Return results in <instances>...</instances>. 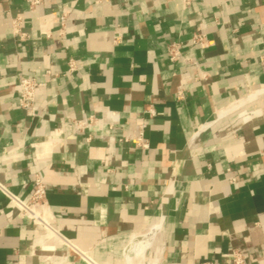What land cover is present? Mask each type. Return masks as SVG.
Segmentation results:
<instances>
[{
	"label": "crops",
	"instance_id": "crops-1",
	"mask_svg": "<svg viewBox=\"0 0 264 264\" xmlns=\"http://www.w3.org/2000/svg\"><path fill=\"white\" fill-rule=\"evenodd\" d=\"M34 174L45 222L0 188V264H264V0H0V186Z\"/></svg>",
	"mask_w": 264,
	"mask_h": 264
},
{
	"label": "built area",
	"instance_id": "built-area-1",
	"mask_svg": "<svg viewBox=\"0 0 264 264\" xmlns=\"http://www.w3.org/2000/svg\"><path fill=\"white\" fill-rule=\"evenodd\" d=\"M31 7L39 4L41 0H27ZM186 1V0H185ZM65 16L61 15L59 17V22L61 25L64 24ZM10 26L14 36L18 37V39H24L27 37V33L22 29V16L20 14L12 16L10 18ZM192 41L201 47H204L205 43V33L202 30H195L192 35ZM169 55L171 59H175L179 56L178 44L173 43L169 46ZM76 69V63L73 59L68 60V70L73 71ZM50 74L49 70L44 72V76ZM41 84L35 78H28L22 77L19 82V90L17 95L18 105L22 109L29 110L32 112L34 107L35 99H36V88ZM178 97H181V90L178 91ZM149 115H153L154 111L150 108L147 110ZM72 124L77 131H81L83 129H88L92 124H95L96 118L89 114L84 118H71ZM145 123H142L139 126L140 132L137 136L138 144L141 146L146 147L147 142L143 139L141 129L144 127ZM31 183V193L30 197L27 201L21 200L15 194L5 190L2 186L0 188L2 191L10 198V200L15 203L18 208L21 216L27 218H33L39 223L45 222V217L43 213V209L41 212H37L33 209V206H40L42 207L45 203V195H46V188L45 185L38 174H34L33 177L30 179ZM195 264H217L213 261H202L197 262ZM226 264H247L244 256L237 250H235L232 254L231 261Z\"/></svg>",
	"mask_w": 264,
	"mask_h": 264
},
{
	"label": "bare ground",
	"instance_id": "bare-ground-1",
	"mask_svg": "<svg viewBox=\"0 0 264 264\" xmlns=\"http://www.w3.org/2000/svg\"><path fill=\"white\" fill-rule=\"evenodd\" d=\"M153 231H154V228L153 229H151V232H149V233H147L146 234V242H148V240L150 239V236L152 235V233H153ZM146 245V244H145ZM144 245V246H145ZM143 246V245H142ZM143 251V247H141V252Z\"/></svg>",
	"mask_w": 264,
	"mask_h": 264
},
{
	"label": "rangeland",
	"instance_id": "rangeland-1",
	"mask_svg": "<svg viewBox=\"0 0 264 264\" xmlns=\"http://www.w3.org/2000/svg\"><path fill=\"white\" fill-rule=\"evenodd\" d=\"M129 246H127V248H128Z\"/></svg>",
	"mask_w": 264,
	"mask_h": 264
}]
</instances>
